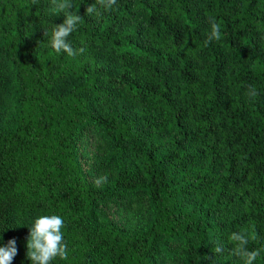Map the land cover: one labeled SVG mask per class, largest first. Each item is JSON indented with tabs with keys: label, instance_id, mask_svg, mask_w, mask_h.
<instances>
[{
	"label": "trees",
	"instance_id": "obj_1",
	"mask_svg": "<svg viewBox=\"0 0 264 264\" xmlns=\"http://www.w3.org/2000/svg\"><path fill=\"white\" fill-rule=\"evenodd\" d=\"M84 16L56 53L45 31L65 19L49 0H0V246L31 264L40 215L64 220L52 264H244L246 230L264 264V0H71ZM209 17L221 39L209 41ZM254 86L258 93H246ZM113 152L93 186L84 139ZM109 202L135 213L123 228ZM222 248L213 252L216 244Z\"/></svg>",
	"mask_w": 264,
	"mask_h": 264
},
{
	"label": "clouds",
	"instance_id": "obj_2",
	"mask_svg": "<svg viewBox=\"0 0 264 264\" xmlns=\"http://www.w3.org/2000/svg\"><path fill=\"white\" fill-rule=\"evenodd\" d=\"M38 0H32L36 5ZM117 4V0H95L86 8V15L99 17L102 13L98 10L97 5L104 11H112ZM50 11L56 15L63 13L65 19L62 23H56L50 30L45 31V36L50 39V47L56 52H66L68 56L82 54L86 49L81 47L73 49L68 41L69 36L77 29V26L83 21L84 16L79 14V8L75 11L70 10L73 5L71 0H49ZM210 32L208 33L209 41L221 39V25L215 17H209ZM250 97H255L258 93L254 86H249L246 93ZM107 177L98 178L95 183L99 186L106 182ZM29 227V234L26 239L27 257L31 264H52L57 257L66 260L68 258V247L64 240V220L59 215H40L34 219ZM2 239V237H0ZM255 237L251 236L246 230L232 232L228 240L234 244L233 255L240 257L244 264H253L260 254V250H249L247 245ZM222 248L217 243L213 252L220 253ZM18 249L15 238L10 239L6 245L0 246V264H13Z\"/></svg>",
	"mask_w": 264,
	"mask_h": 264
},
{
	"label": "rangeland",
	"instance_id": "obj_3",
	"mask_svg": "<svg viewBox=\"0 0 264 264\" xmlns=\"http://www.w3.org/2000/svg\"><path fill=\"white\" fill-rule=\"evenodd\" d=\"M7 124H12L11 114L8 112L0 113V125L3 126ZM97 142L94 137L85 138L84 145L81 149V163L88 175L90 184L93 186H97L95 181L98 178L106 176L108 179V177L112 175L109 169L99 167V160L105 156H112L113 152L105 150L102 147L100 148ZM105 211L110 219L127 229L135 223L137 218L132 210L128 208L124 209L122 205H118L114 202H109L105 206Z\"/></svg>",
	"mask_w": 264,
	"mask_h": 264
}]
</instances>
